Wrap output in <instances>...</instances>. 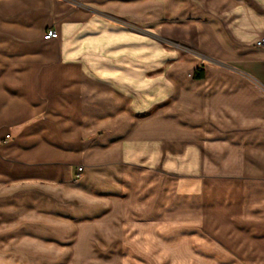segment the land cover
<instances>
[{"label": "crops", "instance_id": "obj_1", "mask_svg": "<svg viewBox=\"0 0 264 264\" xmlns=\"http://www.w3.org/2000/svg\"><path fill=\"white\" fill-rule=\"evenodd\" d=\"M146 17L193 41L149 93ZM261 38L264 0H0V203L106 264H264Z\"/></svg>", "mask_w": 264, "mask_h": 264}, {"label": "rangeland", "instance_id": "obj_2", "mask_svg": "<svg viewBox=\"0 0 264 264\" xmlns=\"http://www.w3.org/2000/svg\"><path fill=\"white\" fill-rule=\"evenodd\" d=\"M141 23L143 27L140 31L139 29L135 31V29H131L130 27L127 30V36L129 41L130 34H132V38H136L137 42L139 40L142 41V46L137 49L135 48L137 52H134L133 45L127 46V50L128 52H132L131 54L136 53L137 59L141 52V62L146 67L143 69L145 85L143 89L149 93L151 85L148 80L156 77L163 78L171 65L181 61L183 52L172 48L173 42H175L176 47L183 49L184 47L191 48V42L193 41L190 39L192 34L171 31L167 27L160 28L158 32H156V28L152 30L150 17L144 18ZM158 40L164 44L158 43ZM168 42H171L170 44L172 45H167ZM184 42L187 43L185 44ZM154 46L158 47V53ZM128 68L131 67L128 66ZM133 69L134 67L130 70ZM145 91L142 92V99L150 100V97L146 96ZM145 104V107L150 106L149 101ZM159 106L163 105L160 104ZM160 112L163 111L160 110ZM141 115L145 116L147 113L142 112ZM131 132H133V128ZM134 165V162H126V166H130L132 169H135V167L133 168ZM122 170L119 176L123 179L126 176ZM156 170L162 172L159 166L156 167ZM133 180L134 177L133 179L127 177L126 183ZM178 181L182 183L180 178H176L177 183H179ZM67 232H71V226L69 225L33 223V221L24 217L21 202L12 200L9 204L0 203V264H106L105 262L109 261L108 259L110 258L72 256V243L70 239L56 240L51 237L61 236L62 233ZM111 244L112 248L118 247V242L113 243L111 241Z\"/></svg>", "mask_w": 264, "mask_h": 264}, {"label": "built area", "instance_id": "obj_3", "mask_svg": "<svg viewBox=\"0 0 264 264\" xmlns=\"http://www.w3.org/2000/svg\"><path fill=\"white\" fill-rule=\"evenodd\" d=\"M56 38H57V33L52 29L46 30L42 36L43 40H52ZM255 46L258 48H264V38L257 41ZM81 172H82V168H78V173H81Z\"/></svg>", "mask_w": 264, "mask_h": 264}, {"label": "trees", "instance_id": "obj_4", "mask_svg": "<svg viewBox=\"0 0 264 264\" xmlns=\"http://www.w3.org/2000/svg\"><path fill=\"white\" fill-rule=\"evenodd\" d=\"M194 76H195V77H200V76H201V75H200V71H195V72H194Z\"/></svg>", "mask_w": 264, "mask_h": 264}]
</instances>
